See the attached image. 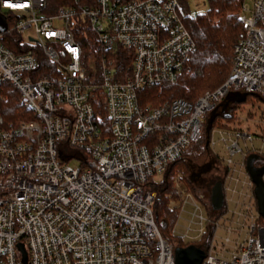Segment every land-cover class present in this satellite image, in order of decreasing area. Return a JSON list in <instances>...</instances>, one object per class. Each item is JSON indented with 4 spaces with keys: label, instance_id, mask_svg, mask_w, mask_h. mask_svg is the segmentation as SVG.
<instances>
[{
    "label": "built area",
    "instance_id": "obj_1",
    "mask_svg": "<svg viewBox=\"0 0 264 264\" xmlns=\"http://www.w3.org/2000/svg\"><path fill=\"white\" fill-rule=\"evenodd\" d=\"M250 1L241 0L244 35L234 45L224 84L193 103L176 98L154 106L142 104L140 92L174 84L189 71L196 49L184 21L196 13L181 0H97L96 6H64L53 15L41 14L46 0H0L8 25L0 32V264H175L174 245L154 219L156 193L147 185L199 140L205 116L231 91L264 98V0ZM6 13L21 15L12 28ZM77 20L97 34L98 82L87 81L73 32ZM13 29L29 33L28 41L50 61L52 72L38 70L32 51L16 53L2 43ZM118 45L133 51L123 74L112 55ZM98 88L106 136L92 105ZM11 90L17 112L29 113L17 122L6 121L2 111ZM255 139L236 128L212 131L210 146L219 141L227 150L220 157L230 170L227 178L235 154L242 161L250 153L264 154L252 145ZM175 178L176 199L166 195L168 208L178 211L174 227L184 220L178 236L198 242L209 217L183 174ZM245 186L241 194L253 201L241 202L231 221L241 222L244 238L226 255L213 237L201 264H264V222L258 220L251 178ZM230 242L227 235L222 245Z\"/></svg>",
    "mask_w": 264,
    "mask_h": 264
},
{
    "label": "trees",
    "instance_id": "obj_2",
    "mask_svg": "<svg viewBox=\"0 0 264 264\" xmlns=\"http://www.w3.org/2000/svg\"><path fill=\"white\" fill-rule=\"evenodd\" d=\"M76 4L92 7L97 5V0H46L41 14L53 15L60 7ZM181 4L187 11H190L186 0H181ZM240 9L241 0H209V7L206 12L196 13L194 17L185 18V24L196 43L195 52L189 63V71L182 73L174 84L144 88L140 92V102L144 105L156 106L165 101L181 98L193 103L206 91H214L221 87L227 80L232 68L234 45L244 35V29L239 17ZM6 16L10 28L21 17L19 13H6ZM73 32L82 50V65L87 71V81L94 80L98 82L100 79L98 59L102 50L96 32L88 22L81 20L75 22ZM2 43L16 53L32 51L39 59V71H53L52 64H50V61H48L42 51L37 46H33L29 41H26L24 36L17 30L13 29L8 34H4ZM114 51L112 55L114 59L118 60V73L123 74L125 70L129 71L133 51L119 45L114 48ZM92 67L95 68L94 73ZM100 91V88L94 90L96 95L92 105L102 128V134L106 136L109 134L108 119ZM12 93L14 91L11 90V93L2 102V111L6 121L17 122L21 118L29 116V113L26 111L17 112L18 110L14 107L11 100ZM250 95H255L264 102L263 97L251 92L231 91L227 96L223 97L220 100L221 103L219 101L204 118V127L199 140L192 142L178 158L170 161L160 179L147 185L149 189L156 193L152 211L157 227L162 236L172 242L175 250L190 243L184 242L180 236L173 234L178 211L168 208L166 195L169 194L171 198L176 197V191L173 186L174 174L177 171H182L189 191L201 202L206 210L209 217L206 231L198 242L191 244L207 250L213 240L216 223L228 210L226 201H224L221 209H212L210 202L212 185L217 181H221L224 192V182L230 173V170L222 164L220 157L210 146L211 133L218 127L217 119L223 118L227 123L234 121L235 107L238 106V103L246 101ZM227 102L232 104V106L224 112L222 109ZM211 116L212 121L209 123ZM261 134L264 135V129L262 128ZM250 155L253 156L257 168L264 166V160L260 158V155L248 154V156ZM207 160H214V162L221 165L219 167L222 170L221 175L215 178L212 177L209 183L205 182V176L211 169L209 166H205V161ZM258 220L264 222L262 217H259Z\"/></svg>",
    "mask_w": 264,
    "mask_h": 264
},
{
    "label": "rangeland",
    "instance_id": "obj_3",
    "mask_svg": "<svg viewBox=\"0 0 264 264\" xmlns=\"http://www.w3.org/2000/svg\"><path fill=\"white\" fill-rule=\"evenodd\" d=\"M249 2L252 3V1L250 0ZM186 3L190 11L195 12V13H204L207 11L209 7V0H186ZM67 6H71V5H67ZM28 36H29V33L24 34V38L27 41H28ZM241 93H243V91H241ZM230 106H232V104L227 102V104L223 106L222 110L225 112V110H228ZM234 116H235L234 121L228 122V123L223 118L217 119L218 127L236 128L244 132H250V133L256 134L257 139H255L252 142V145L256 148H261L262 153H264V140L262 139V137L259 136L261 134V128L264 129L263 128L264 127L263 126L264 125V102L259 100L258 97H256L255 95H250V97L246 101L242 103H238V106L235 107L234 109ZM211 148L217 155H219V157L225 156L227 154V150L222 142L216 141L215 144L212 145ZM260 158L264 160V154L260 155ZM233 161H234L235 169L232 170L231 175L228 178H226L224 182V194H225V201H226L228 210L219 219V225L214 235V243H215L216 249L219 252H223L226 255L230 253V251L233 248L234 243L236 241L242 240L246 233V231L240 226L241 222H237V223L231 222L234 219H236L237 214L235 212L241 211V208H240V206H242L241 202L245 201L246 203L249 202L251 204L253 201V197L250 198L251 200L250 202L249 199L244 198L243 194H241L245 192L244 190L247 187L245 186V183L250 180V176L247 171L248 170L247 161H245V159L244 161L241 160L240 153H237L233 156ZM205 163H206L205 165L206 167L209 166V168H211L210 171H208L205 176V182L209 183L212 177L215 178L216 176H220L222 173V170L219 167L220 164L214 162V160H207L205 161ZM71 164L74 166H77L79 165V162L77 161V159H73L71 161ZM250 166L251 168H257L254 163V160L250 163ZM178 173H182V171L181 170L177 171L174 174V177H173L174 179H176L175 177L177 176ZM235 178L238 179L237 182H234ZM233 189H235L237 192L236 191L233 192L232 191ZM251 192L252 191L250 189L249 193ZM251 209H253L252 206H251ZM184 222H185L184 220H181L180 225L177 226L176 229L175 227L173 228L174 235L177 236L183 231V227L181 225H183ZM247 222L248 221L246 220V223ZM229 225L232 226V228L234 229L232 233H229L227 230ZM227 235L230 236L231 242L223 246L222 241L224 240V237H226Z\"/></svg>",
    "mask_w": 264,
    "mask_h": 264
},
{
    "label": "water",
    "instance_id": "obj_4",
    "mask_svg": "<svg viewBox=\"0 0 264 264\" xmlns=\"http://www.w3.org/2000/svg\"><path fill=\"white\" fill-rule=\"evenodd\" d=\"M7 21L5 15L0 13V32L7 30ZM213 115V114H212ZM212 121V116L209 123ZM253 156L247 159L248 174L254 184L253 193L256 199L257 208L260 216L264 219V185L262 182V174L264 166L260 168H251L250 163L253 161ZM225 196L221 181H217L211 189L210 202L213 210H219L223 207ZM205 257V250L189 244L175 250V264H201Z\"/></svg>",
    "mask_w": 264,
    "mask_h": 264
}]
</instances>
